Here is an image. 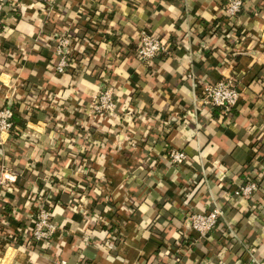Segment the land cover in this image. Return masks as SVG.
<instances>
[{
	"label": "crops",
	"instance_id": "obj_1",
	"mask_svg": "<svg viewBox=\"0 0 264 264\" xmlns=\"http://www.w3.org/2000/svg\"><path fill=\"white\" fill-rule=\"evenodd\" d=\"M228 1L6 0L0 108L24 125L0 136V264H264V0H242L235 21ZM143 31L169 54L142 64ZM56 35L73 40L64 75ZM189 74L234 79L239 105H201ZM107 80L118 110L94 117ZM171 149L188 163L173 166ZM251 178L253 199L233 197ZM41 200L58 228L43 246ZM215 207L219 227L200 237L187 217Z\"/></svg>",
	"mask_w": 264,
	"mask_h": 264
},
{
	"label": "built area",
	"instance_id": "obj_2",
	"mask_svg": "<svg viewBox=\"0 0 264 264\" xmlns=\"http://www.w3.org/2000/svg\"><path fill=\"white\" fill-rule=\"evenodd\" d=\"M46 2L48 0H36ZM6 9V0H0V18ZM243 10L242 0H229L224 6V13L228 19L235 21ZM53 39L56 64L55 71L58 75L66 74L72 68V38L66 35H56ZM169 44L155 33L143 31L140 35L136 49V57L142 64H150L155 59L168 55ZM102 76V75H101ZM187 78L195 82V87L200 90V104L211 109H220L224 113L237 108L241 101V91L236 81L231 78L209 83L203 80L196 81L193 74ZM102 80L107 79L104 76ZM107 82V83H106ZM118 110L117 98L114 87L105 81L102 84L98 96L90 105L89 112L94 117L113 116ZM15 111L13 106L0 108V136L10 135L15 128ZM188 156L183 151L169 150V161L178 168L188 163ZM8 173L2 169L0 172V185L9 181ZM259 191V184L255 178L248 179L241 187L232 192L235 198L251 200ZM36 213L32 225L33 244L46 245L51 242L57 234V226L53 220V212L48 201L41 200L35 207ZM224 212L220 207H215L205 212H193L187 217L190 229L200 237H207L218 229Z\"/></svg>",
	"mask_w": 264,
	"mask_h": 264
},
{
	"label": "trees",
	"instance_id": "obj_3",
	"mask_svg": "<svg viewBox=\"0 0 264 264\" xmlns=\"http://www.w3.org/2000/svg\"><path fill=\"white\" fill-rule=\"evenodd\" d=\"M215 110L219 111L220 113L223 112V111L220 110V109H215ZM232 111H233V110H232ZM232 111H230L229 113H231ZM16 118H17V117H16V115H15V119H14V124H15V126H16V124H20L21 126H23V125H24V122L18 121ZM173 122H175V121H173ZM174 128H175V126H174ZM14 129H15V128H14Z\"/></svg>",
	"mask_w": 264,
	"mask_h": 264
},
{
	"label": "clouds",
	"instance_id": "obj_4",
	"mask_svg": "<svg viewBox=\"0 0 264 264\" xmlns=\"http://www.w3.org/2000/svg\"><path fill=\"white\" fill-rule=\"evenodd\" d=\"M57 211H59V209H57Z\"/></svg>",
	"mask_w": 264,
	"mask_h": 264
}]
</instances>
